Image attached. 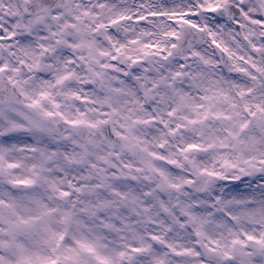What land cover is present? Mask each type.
<instances>
[{
  "label": "snow or ice",
  "instance_id": "6c2138e0",
  "mask_svg": "<svg viewBox=\"0 0 264 264\" xmlns=\"http://www.w3.org/2000/svg\"><path fill=\"white\" fill-rule=\"evenodd\" d=\"M0 264H264V0H0Z\"/></svg>",
  "mask_w": 264,
  "mask_h": 264
}]
</instances>
